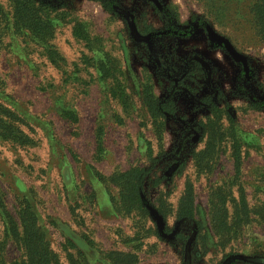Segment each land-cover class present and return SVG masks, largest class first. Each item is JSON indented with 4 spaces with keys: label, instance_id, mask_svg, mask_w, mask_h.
<instances>
[{
    "label": "rangeland",
    "instance_id": "obj_1",
    "mask_svg": "<svg viewBox=\"0 0 264 264\" xmlns=\"http://www.w3.org/2000/svg\"><path fill=\"white\" fill-rule=\"evenodd\" d=\"M30 1L24 21L18 0H0L2 262L27 264L19 215L26 197L63 264H117L114 251L136 254L133 264H185L183 247L177 256L156 241L147 212L116 214L108 196L117 198L118 190L97 180V172L133 164L155 170L153 160L203 148L201 123L198 142L178 120L155 133L143 109L148 93L172 98L179 115L196 123L209 116L217 124L223 115L227 129L232 118L243 137L249 204L262 206L264 107L255 105L264 102V41L252 22L253 0ZM226 139L205 174L187 166L200 205L213 185L232 179ZM182 140V150L166 152ZM11 221L19 238L7 234ZM239 233L244 248L264 254L262 216ZM70 238L84 244L73 247ZM196 257L192 264H205Z\"/></svg>",
    "mask_w": 264,
    "mask_h": 264
},
{
    "label": "trees",
    "instance_id": "obj_2",
    "mask_svg": "<svg viewBox=\"0 0 264 264\" xmlns=\"http://www.w3.org/2000/svg\"><path fill=\"white\" fill-rule=\"evenodd\" d=\"M31 2L32 1L30 0H18V8L21 7L19 9L22 13L20 17L21 20H30L29 17L32 15L30 9L32 8L31 5L33 6ZM105 7L111 12L114 11L112 5H105ZM19 9L17 11H19ZM250 12L257 35L260 40L264 41V0H253L250 5ZM146 98L147 105L154 115L160 116V112H173L175 109L173 101H164L163 103H160L161 101L156 100L150 93L146 95ZM204 102L212 106L210 99H204ZM255 106L256 108L264 107V102L258 103V105ZM159 116L155 117V122L159 120ZM73 118L76 117L73 116ZM230 120L231 125L227 127V129L223 126L221 115L218 116L217 124L214 122V119H209V122L207 123H201L198 129H203L202 133L204 136L202 134L200 140H203V137H205V146L200 150H193L191 156L195 160L198 169H205L207 165L210 166L217 148L219 149L223 142H226V138H229V149L230 156L233 160L234 178L230 183L219 185L212 192L210 200L212 208L211 223L214 231L217 233L236 235L244 225L251 222L253 210L249 204L247 191L242 181L243 166L246 156L243 137L239 128L236 126L235 121L232 118ZM196 135L197 133L194 134V136ZM195 139H198V137ZM147 150L152 157V148L147 147ZM184 164L185 163L183 162H173L172 165L171 162L169 168L172 172L176 169L177 171L182 170ZM150 173L151 170L149 168L133 166L126 171L113 174L108 179L107 182L113 183L118 188V199L115 198L117 205L114 206L118 213L131 214L137 210L148 212L143 205L141 192L145 191L146 181L151 180V177L149 176ZM234 186L238 187V197H235L233 193ZM165 203V200L160 199L158 209L164 217H167L170 214V211ZM229 204L233 206L232 214L229 212ZM195 210L194 185L188 180L185 186L184 195L179 203L178 217L194 219ZM255 213L264 218V203L261 207H256ZM19 215L23 229V236L20 241L26 251L27 264H63L59 254L55 252L51 246V241L48 237V230L41 223L40 216L33 207L31 201L26 197L20 204ZM11 222L13 227L11 228L8 225L6 230L9 233L7 232V234H12L19 238L22 231L16 222ZM64 225L67 226L66 223ZM67 241L73 247L76 245L79 246V244H84L77 242L79 240L74 238L67 239ZM184 241H186V236L184 237ZM109 255L112 256L113 261L117 264H133L138 261V257L134 253H120L114 251L109 253ZM183 260L185 261V264H189L185 253ZM0 264L6 263L0 260ZM232 264L237 263L232 262ZM242 264H264V254L256 253L249 261H245Z\"/></svg>",
    "mask_w": 264,
    "mask_h": 264
},
{
    "label": "crops",
    "instance_id": "obj_3",
    "mask_svg": "<svg viewBox=\"0 0 264 264\" xmlns=\"http://www.w3.org/2000/svg\"><path fill=\"white\" fill-rule=\"evenodd\" d=\"M150 94H152L156 100H160L161 101L160 103H163L164 101H173V103L175 104V109L173 112L163 111L159 113L160 116L154 115L147 105L146 102L147 94L145 95V97H143L144 98L142 99L144 105L143 109L145 110L147 115L152 119V128H154L155 133L161 135L164 134L165 131L168 129L169 127L168 125L170 124V122H172L173 120H178L179 124L185 128L186 132H191V133L194 132V134H196L197 133L196 127L200 123L209 122V116L205 120L203 119V122L200 121L197 123L184 116H181L179 115L180 109L177 103L175 102V100H173L172 98L159 97L154 93H150ZM202 103L205 104L208 111L212 114L211 111L212 106L209 105L208 103L206 104L204 102V98L202 100ZM157 116H159L158 118L159 120L155 122L156 120L155 117ZM225 120L227 121V119H225V116L222 115V122H224ZM161 135L159 137H161ZM191 138H192L191 141L198 142L195 141L194 135L191 136ZM202 141L205 144V137H203ZM182 143L183 140L179 143L177 147L175 146L171 150L168 151L166 150V152L169 153V155H172V153L182 150V146H183ZM204 146L205 145H203V148ZM161 149L164 150V148ZM153 162L156 166L155 170H153L152 166L148 164H142V165L133 164L125 169H118L115 167L109 172V174L97 172V176H98L97 180H99L101 184L104 183L107 185L109 184V187L111 186L118 190V188L113 183L107 182L108 179L113 174L117 172L126 171L133 166H143L149 168L151 170L149 176L151 177L152 181L151 180L146 181V186H145L146 188L144 192H141V198L143 201V205L147 209L148 211L147 213L152 220V225L155 229V233L153 232V235H155V237L157 238L156 241L160 242L159 245L161 244V242H162V246L167 245L168 246L167 249H170L171 250L170 252L174 253L177 256L180 252L179 251L180 246L181 248L183 247L185 249L186 258L188 259L189 264H192L194 261H196V259H199L196 257L198 256V254L200 255V259H202L200 262L204 261L205 264H232V262H235L237 264H242L245 261H249L256 254L251 250L252 246H245L244 248L240 235L241 233H238L236 235L217 233L216 231H214L211 223L212 208L210 205V200H211L212 192L219 185H222L223 183H230L234 178V173L232 175V179H230L229 182L224 181L221 183H217L216 185H213L208 191L206 205H200L197 199L198 192H197L195 179L191 176V174H188L186 169L187 166L191 164V162L193 163L194 167L199 171L201 175L206 173L205 171L208 170L207 168L201 170L198 169L197 164L195 160L192 158V156L182 157V158L170 157L169 159L153 160ZM171 162L172 165L173 162L174 163L183 162L185 164L182 170L177 171L176 169L172 172L171 169L169 168ZM232 165H233V160H232ZM233 171H234V167H233ZM188 180L193 183L194 191H195L196 210H195L194 219L178 217L179 203L182 196L184 195L185 186ZM235 190H237L238 192L237 186L233 187L234 195H235ZM106 193L108 196V192ZM235 197H238V195ZM115 198L114 197L110 198L108 196V206L112 207L113 211L116 214H123L128 216L134 213V212L131 214L118 213L114 208V206L117 205ZM171 198H173L174 201L171 202L170 201ZM160 199L165 200L166 207L170 211V214L167 217H164L163 214L158 209V204L160 202ZM252 210H253V214H252V220H253L254 216L256 217L257 214L255 213L256 208H252ZM229 212L230 214L233 213V206L230 204H229ZM257 216L260 219V216L259 215ZM181 235H183L184 237L186 236L185 242H184V237ZM133 240H134L133 238H129L126 240V242H132ZM180 241H182L183 243L182 242L180 243ZM201 248H204L205 251L202 252ZM127 253H132V252H127ZM108 259L111 260L110 258Z\"/></svg>",
    "mask_w": 264,
    "mask_h": 264
}]
</instances>
